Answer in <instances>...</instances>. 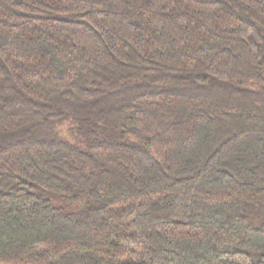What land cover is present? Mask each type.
<instances>
[{"label": "trees", "instance_id": "trees-1", "mask_svg": "<svg viewBox=\"0 0 264 264\" xmlns=\"http://www.w3.org/2000/svg\"><path fill=\"white\" fill-rule=\"evenodd\" d=\"M0 264H264V0H0Z\"/></svg>", "mask_w": 264, "mask_h": 264}]
</instances>
